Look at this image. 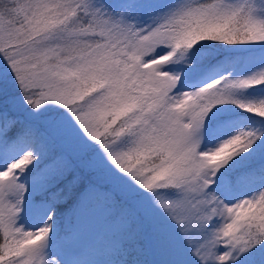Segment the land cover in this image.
<instances>
[{"label": "rangeland", "instance_id": "obj_1", "mask_svg": "<svg viewBox=\"0 0 264 264\" xmlns=\"http://www.w3.org/2000/svg\"><path fill=\"white\" fill-rule=\"evenodd\" d=\"M117 1L126 25L104 19L106 9L98 0H0V36L19 32L22 36L14 41H26L21 49L7 51L0 39V87L9 83L6 87L13 90L12 81L25 72L17 81L27 93L14 95L10 108L36 118L42 111L64 107L84 94L87 87L76 81L81 77L100 81V95L111 98L85 97L44 120L51 134L61 137V145L73 155L83 154L78 168L99 187L82 189L75 212L80 211L68 225L69 240L61 232L56 237L43 223L49 205L34 198L38 183H18L9 164L13 158L21 166L28 158L27 167L33 168L41 158L37 145L48 151V140L31 135L19 142V147H30L24 155L17 154L12 142L0 145L2 249L8 252L12 238L20 235L16 264H143L145 254L155 264H242L245 247L251 252L253 247L246 243L245 226L259 199L254 200L243 182L231 183L220 167L230 155L241 161L256 153L255 146L264 145V127L258 134L245 114L218 116L235 109L230 100L245 97L259 98L251 112L264 115L259 83L264 81V0H138L129 7ZM77 5L78 18L73 11ZM200 6L219 18L236 9L250 13L246 37L234 44L237 52L220 55L219 64L226 63L209 75L200 71L207 61L202 52L199 58L177 52L169 30L182 10ZM82 20L88 32L82 41L76 28L69 38L28 41L45 25ZM198 73L197 83L188 80ZM29 87L39 90L31 109L26 108L33 93ZM128 130L132 137L127 140ZM126 132L133 146L129 150L148 146L151 154H158L153 165L134 161L125 152ZM101 136L104 140L89 149ZM59 160L65 171L71 169L69 159ZM43 173L47 185L63 178H49L48 166ZM107 190L125 197L122 206ZM141 223L162 236L150 240L143 255L133 241ZM124 243L130 246L126 253L121 251Z\"/></svg>", "mask_w": 264, "mask_h": 264}, {"label": "trees", "instance_id": "obj_2", "mask_svg": "<svg viewBox=\"0 0 264 264\" xmlns=\"http://www.w3.org/2000/svg\"><path fill=\"white\" fill-rule=\"evenodd\" d=\"M98 1L105 6L106 13L102 15L104 19L117 21L126 25V22L123 20L124 16H122V7L117 0ZM194 1L195 0H190V2ZM135 2H138V0H124V3L121 5L129 7ZM203 7L204 6L182 10L181 16L173 21L170 24V29H168L172 32L171 42L172 45L177 47V52L181 53V51L184 50L185 52L183 54H193V57L197 58H199L198 54L202 52L201 57L205 56V61H207L204 66H200V71H202V74L207 73L206 75H209L213 74L215 70L222 69L223 65L226 63L219 64L218 58L220 55L223 53L224 55H229L237 52L235 51L236 48L234 47V44L236 45V43L241 42L243 38L246 37L248 32L245 30V26L247 20L250 17V13L244 12V8L242 10L236 9L234 13H230L229 15L219 18L218 16L204 13L203 11L206 9ZM73 11H76L75 16L79 17L80 7L78 5ZM121 18L122 20H120ZM19 20L28 24V22H26L24 19ZM85 25L86 23L83 20L77 21V23L70 22L69 24H59L57 26H55V24H48L42 27L37 34L32 35L28 41L38 42L49 37L56 39L63 37L69 38L73 36V31L75 28L77 29L76 34L79 36L80 41H82L83 37L88 33L87 27ZM238 25H240V27L237 28ZM36 26H40V24H37ZM2 35L3 36H0V39L4 38L2 43L6 44V48L8 49L7 51L21 49L22 45L26 42L14 41L16 37L19 38L22 36L19 32L6 37L4 33ZM76 39L78 40L77 37ZM187 48H190L192 51L187 50ZM245 51L246 50H241V52L238 51V53H246ZM199 74L200 73L197 74L195 79L189 78L188 80L197 83L201 75ZM24 75L25 72L17 80H21ZM5 79L10 78L5 77ZM5 79L1 80L3 81ZM17 80L12 81L13 90L10 87H6L10 86L9 83H7L5 87H0V145L6 144L4 142H12L14 145L18 146L17 154L21 153L24 155V153L29 152L30 147L26 144H24L22 147H19V142L29 138L31 135L42 137L44 141L48 140V151L47 148L45 151L41 144L37 145V152L41 155V158L39 162H37L38 164L34 165L33 168L27 167V165L30 163L28 158L21 166H15L14 163H16V159L12 160L13 158L11 161L9 160V164L14 167V170H12V175L17 178L18 183L28 186L38 183L40 190L39 193L34 194V198H42L47 200L49 205V211L44 218L43 223L46 226L50 225V227L54 229L56 237L59 235V232H61L60 235H63L65 240H69V237L66 236L71 231L68 228V225L71 224L70 220H73V216L80 211L79 210L75 212V210L80 207L81 194L83 192L82 189H86L90 186L91 189L93 186V188L96 187L99 191V187L98 184L96 186L89 177L85 176L81 168H78L79 161L84 159L83 154L80 156L73 155L71 151H69L70 147L61 145V137L53 136L49 129L50 125L47 126L48 124H44V120L49 121L52 117L60 115L67 108L79 105L81 100L85 97H88L91 100L96 98L103 102L110 101L111 98L109 96L102 97L100 95V81L98 82L96 79L88 80L81 77L76 81L80 82L81 86L87 87L84 89L85 92L81 97L74 98L69 102V104L59 109L42 111L43 113L38 114L36 118H32L25 114L26 111L10 108L11 98L14 97V95L19 94L22 96L27 93V91L22 88V86L18 83L19 81ZM59 81L50 86L51 91L54 90L55 85H57ZM259 83H261L264 88V81H259ZM29 88H33V93L29 99L30 103L26 106L27 109H31V107H33L34 100L39 96V90L37 88ZM260 103L261 100L256 97L252 99H247L245 97V101L241 100V98H233V100H230L229 104H232L235 109L233 111H227L224 114H220L218 117L223 118L227 116L245 114L246 118L257 125L256 129L258 130L256 132L259 134L262 132L264 127V115L262 114L260 117L256 114H253L251 109H253L256 104L258 105ZM216 118L217 117H211L210 119L212 120ZM109 131H107L106 135H108ZM127 132L130 134L129 137L127 136ZM127 132L125 133L124 139L122 140L124 142L125 152H127V154H129L131 159L134 161H142V163L148 164L150 166L153 165V163L158 158V154H151L152 152L149 150L148 146L141 147L136 151H133L132 149L129 150V148H132L133 146H131V143H129L127 140L131 138L132 135L130 130ZM126 137H128L127 140ZM256 139L257 140H249L247 143H255L259 140V138ZM95 140L96 142L88 145L89 149H91L96 144L101 143L104 139L101 136ZM256 147L257 146L254 148L256 153L249 152L250 154L248 153V155L241 161H237V159L232 161L233 158L232 155H230L229 160L223 161L222 167H220L221 171L224 172L223 174H228L230 176L231 183L243 182L246 186L251 187L250 190L253 192L254 200L259 199L258 205L254 206L256 212L249 215L248 224L245 226V228L248 230V232H246V243L252 245L253 247L252 252L247 246L245 247V254L242 264H264V145H261V148L259 149H256ZM88 151L89 150L86 152ZM60 152H62L61 157ZM236 152L238 154L241 152V149H238ZM59 158L62 159L63 163L69 161L71 164V169L65 171L62 167L63 164L59 163ZM47 166L50 170V173L52 172V175L49 178L56 179L55 175H61L63 178L57 179L55 182H52V184L47 185L46 183L48 176L46 173H43ZM107 193L110 195L111 200L118 207H120L119 205L122 206V200H124L125 197L113 191L107 190ZM96 195L97 194L95 193L94 197ZM146 230L143 227V223H141V226L138 231H136V236L134 235L133 240L135 241L134 243L140 244L141 247L139 249L142 255L144 253L143 250L145 247L151 244L150 240H155L156 238L160 237L162 238L160 234L156 233L153 235L150 229L148 230L147 228ZM2 234V230L0 229V264H16V255L18 254L16 247L22 239L20 238V235L14 236L12 238V241H14L13 247L8 252H4L1 246L4 238ZM129 247L130 246L125 245L124 243L121 245V251L125 252ZM3 256L5 257L3 258ZM143 261V264H155L154 262H151L150 255H143Z\"/></svg>", "mask_w": 264, "mask_h": 264}]
</instances>
